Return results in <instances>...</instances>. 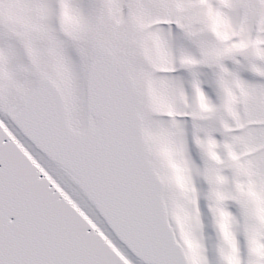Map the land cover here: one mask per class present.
<instances>
[{"label":"rangeland","instance_id":"374dc122","mask_svg":"<svg viewBox=\"0 0 264 264\" xmlns=\"http://www.w3.org/2000/svg\"><path fill=\"white\" fill-rule=\"evenodd\" d=\"M32 1V5L31 7H33L34 5L38 4L37 0H31ZM67 1V0H64ZM183 1L181 2L180 8L176 7L177 9H175L174 6H177L176 0H143V2L141 3V9H138L137 11H146V12H152V13H158L156 14L158 17H162L165 20H171V17L173 16L175 19H177V23H181L182 24L185 22L186 24L190 25L192 30L191 33H193L194 35H197V33L201 34V32L203 34H205L208 37H211V32L214 30L213 27H211V18L213 17H217V23H218V29L221 30L223 33L220 35L221 37V41L222 40H227L230 39L231 36H233V31L235 30V25L238 22L239 19H242V17L244 16V12L245 14H247L248 12V8H253L256 13L254 12L253 17H251L252 19H249V22L247 23V30L250 31V29L252 28V25L250 22H254L257 19V22L260 24H264V0H225V4L227 5L226 8L219 7V9L212 11L211 7H201V5H205L207 0H192L193 2H191V4L187 7L184 6ZM190 1V0H189ZM223 0H210L209 3L212 2H220ZM72 2V9H73V17L77 16L78 18V24H83V21L86 20H90L93 21V19H95L98 15V10H99V5H101L100 0H71ZM114 2H116V8L112 9V14L111 16H115L120 13V9L124 3V0H114ZM52 3V4H51ZM57 1L56 0H40V4L43 6V13L42 16H44L45 20L47 21V23H42L45 27L47 32H54V34H58L56 31V27L54 25L55 22V11H56V5ZM167 4L169 5L167 7ZM174 6H173V5ZM53 6V11L52 10V6ZM210 5V4H209ZM208 2H207V6ZM119 6V7H118ZM121 6V7H120ZM34 8V7H33ZM86 10V12L83 13V11ZM167 10V11H166ZM210 10V11H209ZM253 10V11H254ZM200 11V12H198ZM252 13V12H251ZM250 13V14H251ZM141 14V13H140ZM249 15V14H248ZM41 16V14H40ZM41 16V21H42V17ZM87 16V17H86ZM213 16V17H212ZM51 17V19H50ZM86 17V18H85ZM218 17L220 18V21L218 20ZM83 18V19H82ZM82 19V20H79ZM38 22V21H37ZM35 22V23H37ZM84 25V24H83ZM81 26V25H80ZM173 26H169V27H164L163 29V34L166 39H168L169 43H165L163 46L165 49L169 48L168 45L171 47L169 48V50L171 49V53L168 54V56H166V58H164L163 60L158 61V63H156V67L160 68V67H164L165 65L170 68V69H174L173 66H175L176 64L180 63H187L188 59L190 61V59H193V63L197 62L196 58L197 56H192L189 57L188 55H191V50L189 48H187V43H186V39L184 37V35H181V33L179 31L175 30V33L173 34L174 29H172ZM248 31V33H249ZM56 32V33H55ZM36 33V32H35ZM35 33L33 35H35ZM247 33L248 38L250 37V35ZM192 34V35H193ZM58 36V35H57ZM60 36V35H59ZM202 36V35H201ZM207 41V39H205L204 37L202 38V41ZM167 41V42H168ZM240 40L238 41H231L229 44L224 42V45L227 47L226 50L224 51V53H222L221 56L217 55L216 58H231V60L229 61H222L221 63V68H224L222 70H224V72L228 75V84L231 86L232 84V77L233 75L237 76L238 74L241 73L242 68L246 71V68H248V66H250V60H248L247 56L244 54L245 53V46L240 45ZM245 41L246 38H245ZM227 42V41H226ZM1 43V42H0ZM247 44V42L245 43V45ZM178 47L179 49L182 48V50L178 53L179 56V60L175 61L173 57V49L175 50V47ZM0 47V52L3 50H1ZM168 50V49H167ZM18 51L20 52V50L18 49ZM147 52L150 56H153L155 50H151L150 48L147 49ZM216 55V54H215ZM233 55V56H232ZM2 55H0L1 57ZM17 56V55H16ZM211 57V56H210ZM169 59V60H167ZM227 60V59H226ZM167 61H170L169 64ZM17 63V60H15L13 63L10 64V68L11 70H15L14 68H16V66L14 64ZM257 65V64H255ZM208 72V73H207ZM247 72V71H246ZM259 72L262 74H264V65H260V70ZM200 73V77H203V84H205V86H207L208 89V96L210 98L213 97L214 95L219 96L218 94L215 93V81L218 80V75L215 73L214 69L213 70H209V71H201L199 70ZM210 73H212L211 75H213L212 79H210L209 77L211 76ZM22 75V74H21ZM242 75V74H241ZM262 78V77H260ZM23 79V75L20 76L19 80L20 82ZM258 79V80H257ZM156 82L155 84L158 85L156 86V88L158 87L159 90L163 89L162 87L167 85L168 87V93L170 94V102H172L173 100V104H169L168 107H166V105L163 107H159L161 108L160 114L161 117H163V113H165L167 110L170 111H175L177 113H184L186 110V107H183L181 103L184 104V102L187 103V101H189V105L191 104V99L189 98V96H187V90L189 91L190 89H192V99L194 98V90L193 87L189 84V77H187L186 74L180 75V73L178 74H174L173 76L169 77V80L167 81V83H163L161 82L159 79H155ZM260 79L256 78V77H252L250 78H246L244 76H241L238 79H234V81L236 82H244L247 83L249 87L248 89L244 90V93H246V100H245V104L242 105L241 99H237V103L236 104V109L237 111L240 113L238 114L239 117L237 119H235V126L233 127V137H232V141L235 144V147L237 148L238 151H240L242 154H246L244 155V157L246 158L244 163H248V166L246 167L247 170L249 171V175L246 174V171L244 169V167H242V169L244 170V173H240V175H236L235 179H230V181L226 182V184L223 185H213L215 187H217L216 191H214V198H218L219 196L226 198H229L230 200H233L232 197V188L236 189V186H234V184L240 182L241 185V190L244 193H242V196L239 197L241 198L240 200L242 202H237L236 201V197L234 195V201L233 204L231 203V213L230 216L232 215V219H237V211L239 208L238 206L240 205V203L242 204L241 206L244 207L245 211H242L244 213V216H242L240 214V219L242 218L243 222L240 224L241 226H243L248 230V233H245V231L240 230L242 227L238 224L232 226L233 231H236V233H239V235L243 236L244 238L251 239L252 236H249V232L250 229H252L254 226V229L257 230V232H254V236L260 239H262L264 241V228L262 229L259 228V225L257 226V223L254 222L252 219L253 217H249L247 215V213H249L250 209H249V200H246L247 194H249L248 189L251 190V194H249L250 196L254 197V198H259L262 202L261 204H263L264 207V165L262 164V160L264 158V154L261 155V153H264V140L261 142H257L259 140H257L258 138L264 139V101L261 102L260 100L257 99L258 93L255 90H258L259 88L264 90V82H258ZM160 81V82H159ZM263 81V80H262ZM185 85V87H184ZM257 85V86H256ZM188 86L189 88L187 89ZM233 87V86H232ZM255 87H258V89H255ZM254 89V90H253ZM260 89V90H261ZM259 92V90H258ZM166 95V94H165ZM181 96H186L184 100H182ZM256 96V97H255ZM179 97V98H178ZM187 98V101H186ZM218 98V97H217ZM177 99H179V101H176ZM184 101V102H183ZM167 103V102H166ZM188 104V103H187ZM157 107V106H156ZM235 108V107H234ZM192 111V109H191ZM202 116L201 119L199 117H196L200 119L201 123L200 125L203 126V128H206L208 125H215V121L212 120L211 118H209L208 114H202L200 112H197ZM196 112L194 113V115L196 116L197 114ZM211 116V115H210ZM206 119V121H205ZM159 120L158 118H156L151 124H150V132L152 135H154V144L158 142V135L160 134V132L157 134V130H158V125H159ZM162 121L165 122V125L169 126L170 128L175 127V125L178 127V130L180 133V135H185L186 139L188 138L187 135V129L189 127V125L187 124V121H177L176 122H170L168 120H164V117L162 118ZM172 121V120H171ZM176 123V124H175ZM248 125V128H246L245 130H243L241 127L244 124ZM245 124V125H246ZM250 124V125H249ZM244 125V126H245ZM188 126V127H187ZM163 130H162V135L163 134ZM250 134H255L254 136H249ZM157 135V136H156ZM221 137V136H220ZM179 139V137H178ZM188 140V139H187ZM155 144V145H156ZM188 144V143H187ZM260 144H263V146L259 147ZM228 148H224V146H220L217 150L218 156L222 158L221 160H223L224 155L227 154ZM259 152L258 154H260L262 157L257 158V156L255 155V152ZM257 154V153H256ZM250 155H254L256 156V158H252V156ZM215 158V157H214ZM247 158H249V160H247ZM232 169V167H230V170ZM241 169V170H242ZM222 172H227V169H221ZM215 171H208L205 173L206 179L207 177L210 176H214L215 173H213ZM233 172V170L231 171ZM228 173V172H227ZM235 174V172H233ZM195 174L197 175H201V177L203 176V174L200 173V169L196 168V172ZM200 177V176H199ZM198 177V178H199ZM204 177V176H203ZM249 179V180H248ZM213 180V179H211ZM199 183V179L197 180ZM248 181L250 182V184L248 183ZM201 185V183H200ZM200 189L201 186H199ZM189 190V189H188ZM191 192V191H190ZM189 192V193H190ZM236 194V193H235ZM192 196V197H191ZM190 196V203H194L195 199L193 197L192 194ZM179 197H182V195H180ZM186 198L188 200L189 196L186 195ZM176 200H179L178 198ZM236 201V202H235ZM178 202V201H177ZM187 202V201H186ZM189 202V201H188ZM188 207V206H187ZM229 209V208H228ZM227 209V210H228ZM194 214V213H193ZM257 214V213H256ZM259 214V213H258ZM200 215V214H199ZM195 218L191 219V221H189V225L191 226V237L192 235H196V229L194 226V223H196V221H194ZM260 222V221H259ZM264 223V221H263ZM261 229V232L257 229ZM255 230V231H256ZM239 235H235L233 234V238L234 240H236L237 236ZM260 240V241H262ZM259 243L262 245V242ZM194 242L198 243V245L200 246V248H203V244L197 242V240H195ZM214 242L213 240H211V243ZM235 243V242H234ZM233 243V244H234ZM264 245V244H263ZM227 246L229 247V245H225V250L227 253ZM227 256V254H226ZM249 260L252 259L248 258ZM253 260V259H252ZM263 264V263H261Z\"/></svg>","mask_w":264,"mask_h":264},{"label":"bare ground","instance_id":"6f19581e","mask_svg":"<svg viewBox=\"0 0 264 264\" xmlns=\"http://www.w3.org/2000/svg\"><path fill=\"white\" fill-rule=\"evenodd\" d=\"M127 2H128V4L124 8L123 13H122V16L123 15H126V16L122 17L120 19V21H118L119 23L117 25L115 23V26H114V22L112 20H110V16H109V13H108L109 12L108 9L110 7H109V5H106L108 3L104 2L105 6H103V14H102V18L100 19V23H101L100 25L103 26V25H106V23H109V26L111 27V29L109 30L110 31L109 32V34H110L109 36L112 37L113 39H119L121 41V43H123V44L125 43V44H128V45H133L134 43H139V44L145 43V41L143 40V34H144L143 33V29L142 30H138V31H140L139 37L133 39L134 38L133 36L136 33H138V31L136 33L134 31V26H135L134 23H135V20H136L135 19V13L136 12L134 10L136 9V6L138 5L139 1L138 0H128ZM178 2H180V0H178ZM146 29H149V28L146 27ZM26 37L27 36H25V35H24V37H21V39H22L21 40V46H24V48L27 47L26 46V40H27ZM156 42L161 43L160 40H158ZM25 53L27 55L28 49H26ZM155 59L156 60L154 62L151 61V63H150V60L144 59V60L141 61V65L145 64L146 68L149 70V72H150V74H148V75H150L149 81L153 80L152 83H155V80H154L155 76H158L160 78V81L164 82L165 80H167V78H165L166 77L165 75L163 77V75L159 71L160 69H157L155 67L156 66V62L158 61V58L155 57ZM38 63L40 65H46V64L41 63V62H38ZM147 64H148V66H147ZM52 65L55 66L54 64H52ZM40 67H42V66H40ZM194 68L195 67L192 66V65H188L187 66V70L189 72L193 71ZM140 69H141V67H140ZM33 72H34V69H32V71L31 70L28 71L25 74L26 77L24 79V83H26L25 84L26 86L21 92H18V93H10L9 92V93H7V91L4 90L0 86V119L5 120V115L4 114L7 112V110L10 109L11 107L15 106V104L19 100V96L23 95L25 93V91H27L28 88H30L32 86L31 83H32V76H33L32 73ZM140 75H144L145 76V75H147V73H143V69H141ZM151 78H154V79H151ZM152 83H149L148 86H150ZM165 93H166V88H163L162 90H159V88H156V86L155 87L152 86V90L149 91L150 102L153 101V103L158 102V104H161V102H164L165 99L170 98V97H168V94L165 95ZM260 93H262V92H260ZM80 96H81L80 92L77 91V93H75L74 96L72 97V99L75 101L76 105H78L77 106V111H76L78 117L82 116ZM262 96H264V94ZM158 104L154 105V107L156 108V106H158ZM159 107H160V105H159ZM35 123H36V121H35ZM38 123L41 124L40 122H38ZM7 125L9 126L10 131H13L11 133L14 134L16 136V138H17L18 134H17L16 127L14 125L11 126L9 124V122H8ZM23 143H25V145L27 144L26 147H27L29 153H31V155L34 156L36 162H38L41 167L43 166L44 171L47 172V174L50 175L51 177H54L58 182L61 183V185H64L65 188H67L68 190H71V192H69V193L71 195H73L74 191L71 189L70 184H68V182L66 180H64V178L58 173V171H56L53 166H51L48 162H46L45 159L43 157H41V155H39L32 148V146H30L26 142H23ZM172 149L173 148H171V146H169V145L163 146V144H162V146L160 147L161 155H162V152H163V155L165 154L164 155V160L162 161L164 167L165 166H169L170 163L168 162V160H171V159L172 160H176L177 155L170 156L168 154L170 152V150L172 151ZM178 150H179V152H178L179 155L181 157L185 158V160L182 162V165L184 166L185 169H187V170L189 169V174H190V176H192L193 174L190 171V168L192 166L193 173H194V164L193 163L196 162L195 158L192 159V155L189 154V151H187L186 148H182L181 150L180 149H178ZM178 159H180V158L178 157ZM190 176H189L190 182H192L191 180L193 178L190 177ZM176 178H177V181H176L177 183H179L180 180H181V182L183 180V176H181V175L176 177ZM184 180H186V178H184ZM176 182H175V184L177 185ZM171 184H172V181H171ZM172 185H174V183ZM183 203H181V204L183 205ZM188 205H189V203H188ZM203 205H205V204L201 203V212L204 214L202 216H205L206 218L204 217L203 220L199 221L200 222V226L203 227V230H205V232H212L213 229L215 230L217 227L216 226H214V227L212 226V223H213L211 221L212 220V216H211V214L207 213L206 208ZM210 207L214 208L213 204L210 205ZM210 207L207 208V209L210 210L211 209ZM191 208H192V206H191ZM182 209H183L182 211L186 212L184 208H182ZM188 211H189V209H187V212ZM256 211H259V210H256ZM260 211H262V213L264 214V209L263 208L260 209ZM179 214L181 215L182 213L179 212ZM182 215L180 216V218L178 220L179 222H184V218L183 217L186 216V213H184L183 217H182ZM208 227H209V229H208ZM212 227H213V229H212ZM209 251L210 252H208L206 255H207V257H209L212 260L213 257H214V251L211 248H209ZM242 252H243V250L240 249L239 247H237L236 251L234 252L235 253V257L238 258L241 262L243 260V259H241L242 256H243ZM189 253H188L189 256L193 254V252H190V251H189ZM216 255H217V253H216ZM197 261H198L197 264H203L202 261H200L199 259Z\"/></svg>","mask_w":264,"mask_h":264}]
</instances>
